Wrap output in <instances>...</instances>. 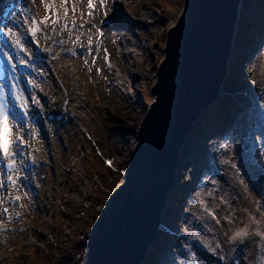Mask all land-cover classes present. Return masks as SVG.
<instances>
[{"label":"rangeland","instance_id":"obj_1","mask_svg":"<svg viewBox=\"0 0 264 264\" xmlns=\"http://www.w3.org/2000/svg\"><path fill=\"white\" fill-rule=\"evenodd\" d=\"M73 1L77 3L75 12ZM0 2L4 8L0 12L3 13L6 8L16 9L15 5L21 8L19 15L12 18L14 23L24 24L21 41L25 51L18 48L19 54L37 62L26 83L39 98L40 110L45 112L41 119L45 126L34 124L32 128L37 130V136L30 141L31 152L40 156L37 160L36 181L43 200L40 203L43 210H37L35 199L24 188L22 181L18 189L5 190L4 196L9 193L21 196L24 207L20 208L17 202L18 209L13 208L12 213L23 214V221H13L16 222L15 228L23 229L19 232L9 231L8 228L0 231L3 233L0 238V264L10 260V264H15L10 251H22V263L26 264L28 259L24 252L38 247L37 254H30V264H59L66 258L60 259L61 252L72 258L73 264H88L87 232L83 217L78 219L75 214H79L77 206L89 205L91 185L96 177L91 178L84 169L89 170L93 164H97V157L106 155V152L113 153V165L128 163L136 144L135 135L141 126V110L145 108L147 111L154 99L152 83L164 56L160 48L164 43L161 37L168 35L174 19L181 11L183 0H115L116 9L111 13L118 17L117 20L125 16H130L132 21L141 19L143 27L124 29V42L140 38L138 43L143 51L137 54L136 50L133 61L129 56H121L119 47L112 45L109 40L103 38L97 46L100 34L95 29L99 28L101 32L104 20L99 23L98 20L102 18L99 15L97 20L89 19L91 26H87L82 0H71L63 6L59 0L56 10L61 18L60 23L55 26V31L50 23L48 27L41 26L42 30L36 34L35 42L27 31L31 18L21 14L28 9L37 19L44 17L48 13L41 0H35L34 4L32 0L22 4H17V0ZM257 3L258 0L252 1L240 10L242 21H238L239 30L244 27ZM107 6L104 11L108 12ZM65 7L71 18L64 16ZM75 17L79 18L77 25L85 30L87 38L92 39V44L85 49H80L83 44L77 43V37L71 32V28L75 27ZM26 18L27 23H24ZM65 19L68 28L62 30ZM236 37L239 40L240 34L234 38L226 78L232 83L230 87L234 94L240 90L247 94L245 96L251 107H243L241 117L245 119L230 123L225 134L216 138L207 136L203 138L201 148L194 150L191 147L190 152L185 153L195 160V163L182 168V178L189 181L188 192L194 197L196 193H201L206 206L215 212L216 219L207 215L198 204L199 212H194L192 207L186 212L189 201L182 202L180 210L184 212L186 220L183 215L175 220L179 224L178 232L182 234L175 244L182 245L181 248L191 253V256L195 255L196 260L191 262L180 258L177 264H256V258L264 255L258 247L264 241L254 234L256 223L248 224L249 214H256L261 229H264V206L260 203L264 200V101L260 100L262 95L264 98V25L262 33L254 32L245 43L238 42ZM48 38L51 41L45 45ZM53 48H57V59H53L49 65L41 64L42 60L53 58ZM93 57L96 58L95 63ZM104 64L111 65L115 72L118 71L116 64L120 65L121 72L118 74L126 76L127 81L135 86L132 95L127 96L113 89L114 83L120 78L113 80L101 68ZM259 78L263 80L257 85ZM254 85L257 90L252 92ZM48 114L53 118H48ZM43 129L48 131L44 133ZM26 138L29 140L28 135ZM75 169L83 170L80 179ZM228 179L235 185L233 189L227 185ZM24 192H28V196H24ZM246 225L249 229L246 238L230 240L236 229ZM242 241L246 242L245 249L235 261L234 250Z\"/></svg>","mask_w":264,"mask_h":264},{"label":"water","instance_id":"obj_2","mask_svg":"<svg viewBox=\"0 0 264 264\" xmlns=\"http://www.w3.org/2000/svg\"><path fill=\"white\" fill-rule=\"evenodd\" d=\"M237 0H187L169 30L155 96L141 122L126 179L87 234L89 264H141L159 228L188 131L215 99Z\"/></svg>","mask_w":264,"mask_h":264},{"label":"snow or ice","instance_id":"obj_3","mask_svg":"<svg viewBox=\"0 0 264 264\" xmlns=\"http://www.w3.org/2000/svg\"><path fill=\"white\" fill-rule=\"evenodd\" d=\"M35 0H32L34 4ZM71 0H61V5H65L70 3ZM41 4L44 5L45 12L48 13L44 17L37 19L35 15H31L28 9L25 10V13L21 15L30 16L31 25L28 27L27 31L33 38V42H35V37L38 32L42 30L41 26L48 27L49 23L53 27V31H55V26L60 23V16L58 11L55 8V0H41ZM100 9L103 10L106 8L108 4V0H99ZM87 15L91 17L93 15V11L96 9L95 0H87ZM75 5H73V12H75ZM104 16L107 17L108 12L104 11ZM68 9L64 8V16L67 17ZM2 23V22H0ZM24 23H27V18ZM73 25H75V20L73 19ZM15 23L13 27H0V39L4 41L6 47H18L21 51H25L24 43H22L21 38L17 33L13 30L15 27ZM68 23L67 19L64 21L63 29L67 30ZM97 33L102 35L100 29L97 28ZM7 38V39H5ZM79 37H77V41ZM89 45L92 44L91 37L88 38ZM75 43V42H74ZM99 48L97 47V51ZM91 48H89V52ZM3 55L7 57V63L12 64L13 57L5 52ZM105 61L107 62V50H105ZM95 57H93V63H95ZM20 64L26 65L28 63L27 60L21 59L19 61ZM87 65V61L84 62ZM111 67V65H109ZM12 69L15 71V65L12 64ZM91 71V69H89ZM97 72L100 69H96ZM29 83H33V81H29ZM35 87H39V85H34ZM8 88V98L5 96V89ZM32 104L39 105V99L33 94L31 96ZM29 103L28 99L25 98L22 92L17 90V85L15 83L9 85L8 83L0 85V212L4 215L8 216V219L11 220L13 216H19L20 213L15 212L9 215V208L4 207L6 203L10 201H20V195H13L9 193L8 196H4L3 192L8 188L18 189L20 187V181H28V178L24 175V172L30 171L32 166L37 164L35 157L31 152H28L27 157H25L24 148L31 147L30 141L35 140L37 136V130L32 128L30 131L26 125V117L30 114L28 112ZM13 129H15V135L13 136ZM25 135H28L29 140H25ZM38 151V149H35ZM19 158V159H18ZM25 159L29 162L25 163ZM105 164L109 167H112V160L106 159ZM235 167V165H232ZM123 171V170H121ZM24 196H28V192L23 193ZM211 195V193H208ZM196 202L197 204L204 210L207 215L211 216L213 219H216L215 212L212 208H208L206 206L205 200L202 198L201 193H196ZM261 205L264 206V200H262ZM20 207H24V205H20ZM251 219L256 223V231L255 235L259 236L261 241H264V229H261L259 221L257 220L256 214H251ZM219 223V220H217ZM7 229V224L0 222V231H4ZM249 235V229L246 225L244 228L236 229L230 240L235 241L237 239L243 240ZM216 247H219L217 243ZM261 251L264 252V243L258 245ZM196 257L192 255L189 257V261L195 262ZM257 264H264V255L259 256Z\"/></svg>","mask_w":264,"mask_h":264},{"label":"trees","instance_id":"obj_4","mask_svg":"<svg viewBox=\"0 0 264 264\" xmlns=\"http://www.w3.org/2000/svg\"><path fill=\"white\" fill-rule=\"evenodd\" d=\"M246 1L247 0H243L242 2L244 6L248 5L249 2H251L252 0H250L247 4H245ZM258 1L260 3L262 2V0H258ZM262 5H264V2ZM259 11L260 9H258L257 12L250 14L249 17L247 18V21L245 22L244 27L240 30V34H241L240 42H242V40H245L247 35H251V33L254 31V28H256L254 21L260 20L256 17L257 14L258 16H260ZM164 39H165V35L161 37V41L164 42ZM160 48L162 49V47ZM229 81H230L229 79H225L223 88H222L224 94L220 95V99L218 100V102L215 103V105L211 109H207L206 112L202 113L198 128H196L195 130V126H194V128L191 131L192 133H194V130L202 131L204 129V126L207 125L206 123H209V117L211 116L222 117L226 113L232 114L236 112V107H233L230 104V98H232L230 94L231 95L233 94L231 90L232 83L230 84ZM226 92L227 93L230 92V94H226ZM237 95H239V98L241 99L244 98L240 95V93ZM243 100L241 101L244 103L245 100L244 101ZM145 112L146 110L145 108H143L141 110L140 117L143 118ZM203 118H205L204 121H203ZM195 134L197 133L195 132ZM188 139H189V136H188ZM189 147H190L189 144H185L184 151H187ZM111 158L113 157L111 156ZM111 158H108V159H111ZM183 164L186 165L187 160L184 161ZM126 166H127V163L117 164V165H113L112 167H109L108 165L105 164V161L99 160L98 164H93L89 168V170L88 168H86V171H89L90 177L91 178L96 177V180H94L91 185L92 190L90 193L89 205L87 207L77 206L76 210L79 212V214L77 215L75 214V216L78 219H81L83 217V222H84L86 232L91 227L92 223L95 221L99 213V209L103 206L104 201L110 195L111 191L122 181L123 171L125 170ZM187 190H188V183L185 182L183 178H180L178 180V184L175 186L174 190L169 195L168 207L163 212L162 226L167 227V229H172L175 227V223H176L175 217L180 214L179 206L181 205V200H182L180 196H183L185 193H187L186 192ZM184 198L187 201H189L188 211L190 210V207H192V209H194V212H199V210L197 209L198 205L196 202V197L187 195ZM249 222L251 223L254 222L251 219V215H250ZM171 242H172V235L170 234V232H168V230L161 229L160 233L156 237V240L153 242L148 253L146 254V257L142 264H171V263L173 264L174 262H176L179 254L177 251H174L173 253L169 251L171 249V247H169L171 245ZM64 264H69V262L65 261Z\"/></svg>","mask_w":264,"mask_h":264},{"label":"bare ground","instance_id":"obj_5","mask_svg":"<svg viewBox=\"0 0 264 264\" xmlns=\"http://www.w3.org/2000/svg\"><path fill=\"white\" fill-rule=\"evenodd\" d=\"M82 1H84L85 22H86L87 26H91V23H90L89 19L97 20L96 18L99 15H102V18L100 20H98V22L104 20V28H102V32H101L102 35H100V39L97 40V43H96L97 46H98L99 42L101 41V39L104 38L106 40L111 41L112 45L118 46L119 47L118 53L121 56H124L125 58H128L127 56H129L131 58V61L134 60V57L136 55L135 54L136 50H137V54H142V51H143L142 46L140 45V43H138V40L140 38H136L135 40H130L129 39L130 42L129 41L128 42H124V36H125L124 35L125 34L124 29L127 28V27H129L130 29H132V27H143L140 24L141 23V19H137L136 21H132L130 16H125L124 19L117 20L118 17H116L115 15H112V13H111L113 10L116 9V7L114 6L115 0H108V6H107V9H106V10H108L107 17H105L104 14H103L104 13V9L103 10L100 9L99 0H95L96 9L93 11V15L91 17H89L87 15V13H88L87 0H82ZM186 1L187 0H183L181 11L178 14V16L174 19V21H173V23H172V25L170 27V30L173 29V27H175L178 24V22L180 21V19L182 18L183 14H184V11L186 9ZM242 1L243 0H237L236 6H235L234 19H233V22H232L230 35H229L230 37H229V40L227 42L228 43L227 55H226V58H225V61H224V64H223V74H224V76H226V74H227V71H228V68H229L230 58L232 56V51H233V47H234V38H235L236 31H237V28H238V21L240 19V10H241V7H242ZM17 2L18 3H23L24 0H17ZM58 2H59V0H55L56 8L58 7ZM72 4L76 5L77 3L75 1H73ZM2 7H3L2 2H0V8H2ZM19 12H20V10L17 9V8L14 9V10L10 9L8 11V14H7L8 22H10V18L13 15L19 14ZM67 18H71L69 13L67 15ZM74 20H75V27L71 28V32L76 37H79V40L77 41V43H82L83 44L80 49H85L89 45L88 38H87V33L85 32V30H82V28L77 25V22L79 21V18L75 17ZM0 27H2V26H0ZM19 29H20V31H23L22 30V25H20ZM95 30L97 31V29H95ZM54 38H56V37H54ZM50 41H51V38H48L46 40V42H45V45H49ZM65 42H67V41H65ZM93 46H94V44H93ZM138 51H139V53H138ZM51 54L53 55V58L49 57V58H47L44 61L48 65L52 64L53 59L54 60L57 59V57H58L57 48H53V52H51ZM161 62H160V64H161ZM160 64L157 67L155 79H154V81L152 83L153 84V88L155 87V85L157 84V81H158V77H159L158 76V71H159ZM116 67L118 68L117 72H115L112 67H109L108 65L106 66L105 64L102 65L101 68L104 71H106L108 73V75L112 77L113 80H116V78H120V81H118L117 83H114L113 89H116L121 94L125 93L127 96L132 95L134 93V91H135V86L133 85V83H130V82L127 81L126 76H124L122 74H118V72H121L120 65L118 66L116 64ZM10 73H11V76H12L11 80L15 81L16 80L15 73L12 72V71H10ZM16 85H17V90L20 91V86L18 84H16ZM221 86H222V84L219 85L218 92H220ZM135 139H136V136H135ZM10 189L14 190L12 188H10ZM9 203L11 204L12 201L9 202ZM9 224H11V222H9Z\"/></svg>","mask_w":264,"mask_h":264}]
</instances>
